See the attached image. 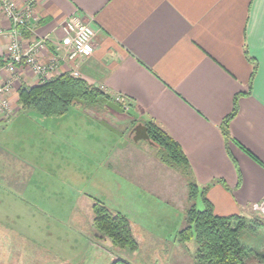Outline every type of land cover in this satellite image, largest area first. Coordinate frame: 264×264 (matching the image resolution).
I'll return each mask as SVG.
<instances>
[{"label":"crops","instance_id":"0c3cea01","mask_svg":"<svg viewBox=\"0 0 264 264\" xmlns=\"http://www.w3.org/2000/svg\"><path fill=\"white\" fill-rule=\"evenodd\" d=\"M27 1L15 3L20 7ZM34 1L33 17L22 45L44 37L46 49L40 54V62L46 64L55 55L60 56L58 71L51 76L77 73L109 96L119 110L107 105L111 111L99 115L75 105L65 116L54 118L23 113L18 104V87L42 81L22 68L7 95L12 115L6 117L0 109V127L8 124L0 130V137L15 127L17 134H22L33 129L30 125L63 124L72 114L83 132L102 135L108 152L109 142L118 135L135 145L127 146L130 154H139L143 151L142 141L155 146L144 139L134 141L137 128L154 123L179 144L187 158L191 180L198 192L208 188L206 196L217 215L257 216L264 222V215L251 209L253 204L264 201V0ZM73 16L93 29V52L66 61L62 60L66 35L60 25ZM11 28L0 12V85L9 78L3 66ZM237 94H241L238 110L229 123L230 138L225 142L221 124L231 112ZM82 141L88 153L99 154L98 143L85 145ZM144 163L148 165V161ZM113 164L112 159L107 165ZM105 171L109 176L114 168ZM12 183L10 188L22 196V180ZM130 186L131 181L127 188L134 190V196L139 193ZM124 216L137 242L146 240L161 248L170 243L150 229L152 223H137ZM173 219L169 223H174ZM94 234L105 245L111 243L96 229ZM94 242L89 241V245L97 246L98 256L107 254V264L119 257ZM15 255L0 245V264H22L18 251ZM254 263L264 264V260Z\"/></svg>","mask_w":264,"mask_h":264},{"label":"rangeland","instance_id":"374dc122","mask_svg":"<svg viewBox=\"0 0 264 264\" xmlns=\"http://www.w3.org/2000/svg\"><path fill=\"white\" fill-rule=\"evenodd\" d=\"M106 111L111 109L106 107ZM67 116L63 124L30 125L33 129L22 134H17L15 127L1 135L0 245L14 257L18 251L22 264H107V254L98 256L97 246L89 241L131 264H197L194 241L181 243L177 238L178 229L186 225L190 175L163 163L157 149L145 141L141 142V154H130L127 146L135 145L116 135L108 152L101 134L90 131L86 137L72 114ZM80 140L85 145L98 143L99 154L88 153ZM112 159L114 164L109 167ZM105 168H114V173L108 176ZM18 180L25 187L22 196L10 188ZM129 181L130 189L140 190L135 196L134 190L127 188ZM95 200L112 212L126 214L131 221L152 223L150 229L170 243L161 248L145 240L137 242L134 252L105 245L94 234ZM193 202L197 209H203L199 196ZM172 217L174 223H169ZM240 239L258 250L264 243V232L243 231Z\"/></svg>","mask_w":264,"mask_h":264},{"label":"trees","instance_id":"16d2710c","mask_svg":"<svg viewBox=\"0 0 264 264\" xmlns=\"http://www.w3.org/2000/svg\"><path fill=\"white\" fill-rule=\"evenodd\" d=\"M27 32H24L25 36ZM19 109L23 113L35 112L41 116H62L69 108L82 103L81 110L106 111L108 104L114 101L99 88L80 77L68 72L51 76L34 86L21 84L17 89ZM237 94L233 100L231 112L223 119L221 132L225 142L229 141V123L238 110ZM148 136L157 149L158 158L168 166L181 168L184 175H190L188 161L181 147L166 132L154 123H148ZM191 177V175H190ZM207 187L200 192L195 183L188 181L189 206L185 211V226L178 232L181 243L193 240L197 264H255L256 260H264V243L258 250L247 246L241 239L243 231L257 233L262 231L264 222L255 216L247 218L238 214L217 215L212 203L206 196ZM200 194L203 209L196 208L193 202ZM93 226L112 246L134 252L138 243L133 235L129 220L121 213L112 212L100 201L93 203ZM109 264H131L117 257Z\"/></svg>","mask_w":264,"mask_h":264},{"label":"built area","instance_id":"2783aa9c","mask_svg":"<svg viewBox=\"0 0 264 264\" xmlns=\"http://www.w3.org/2000/svg\"><path fill=\"white\" fill-rule=\"evenodd\" d=\"M34 2V0H28L23 6L19 7L16 5L15 0H0V12L12 26L8 56L3 66L9 78L0 85V109L5 112L6 117L11 116L13 111L9 107L7 95L13 89L15 82L18 81L17 73L20 69H29L34 75L40 77L42 82L58 71L59 55H55L56 57L46 64L40 62V54L46 49V39L44 37L38 38L25 46L21 43L24 32L29 31ZM60 28L66 35V42L64 43L66 52L62 56V60L74 61L93 52L94 31L87 22L73 16L64 20ZM56 50L59 51V47ZM72 75L78 77L77 73ZM251 209L260 216L264 215V201L253 204Z\"/></svg>","mask_w":264,"mask_h":264},{"label":"water","instance_id":"95a60500","mask_svg":"<svg viewBox=\"0 0 264 264\" xmlns=\"http://www.w3.org/2000/svg\"><path fill=\"white\" fill-rule=\"evenodd\" d=\"M108 105L111 106L112 108H115V109L119 110V108L116 105H114V104H108ZM81 106H82V103H80V109L82 108ZM102 124H104V123L102 122ZM104 125L107 126L108 128H110L112 131H114L107 124H104ZM137 131L138 132H137L136 137L134 138V141H137L139 139H144V140H146V141L151 143V141L149 140L148 133H147V128L145 126H140L139 128H137Z\"/></svg>","mask_w":264,"mask_h":264}]
</instances>
